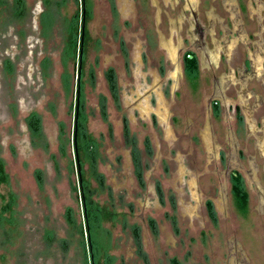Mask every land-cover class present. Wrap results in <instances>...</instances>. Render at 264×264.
<instances>
[{
    "label": "rangeland",
    "instance_id": "374dc122",
    "mask_svg": "<svg viewBox=\"0 0 264 264\" xmlns=\"http://www.w3.org/2000/svg\"><path fill=\"white\" fill-rule=\"evenodd\" d=\"M177 1L179 6L184 2L0 0V65L5 70H0V163L6 176L0 185V264H90L89 257L93 264H169L172 257L178 264H210V245L221 247L223 255V240L230 236L238 238L251 264H264V219H255L258 214L253 207L258 194L251 195L247 212L236 211L230 198V202L221 199L223 191L229 195L222 173L236 164L227 146L219 148L217 159L209 158L200 134L209 119L213 136L220 144L224 141L225 107L218 108L212 99L211 108L207 107L205 100L214 93L213 80L222 71L228 74V67H237L240 58L235 52L228 54L230 44L222 55L216 51L209 54V61L200 58V76L193 78L192 85L182 52L170 61L163 47V40L172 38L176 46L181 38L179 28L169 22L180 14L175 9ZM237 1L244 6L241 17L246 20L247 38L257 27L248 20L247 0ZM237 1L228 9H236ZM20 2L24 15L17 18ZM207 2L200 0L197 6L204 25ZM222 3L217 0L213 14L208 15L215 26L204 31L206 49H213L211 39L221 43V30L231 24L232 15ZM83 19L86 38L81 49ZM181 23L187 46L189 22ZM261 24L264 28V21ZM246 38L237 49L247 47ZM5 58L14 65V74L3 63ZM110 70L116 101L106 83ZM79 82L83 117L77 128L78 159L72 138ZM237 88L228 86L225 95L235 97ZM246 89L264 95V73ZM156 91L168 102L167 111L151 112L156 108ZM248 102L252 105V98ZM239 109L229 108L227 114L242 124L246 117ZM262 110L258 114L264 115ZM29 113L34 115L31 120L38 121V131L27 128ZM123 116L130 128L122 122ZM259 122L256 118L255 125H250L255 132L249 139L262 136L256 130ZM124 126L132 146L124 139ZM137 164L143 170L142 184L135 176ZM79 173L86 197L94 208L107 213L101 220H89L91 233L84 225ZM190 190L197 200L191 218L183 208ZM147 195L155 198L152 203ZM207 200L213 205L211 220Z\"/></svg>",
    "mask_w": 264,
    "mask_h": 264
},
{
    "label": "flooded vegetation",
    "instance_id": "af4514ba",
    "mask_svg": "<svg viewBox=\"0 0 264 264\" xmlns=\"http://www.w3.org/2000/svg\"><path fill=\"white\" fill-rule=\"evenodd\" d=\"M155 1V0H153ZM183 4L179 6L177 1V5L175 7L176 10L180 12L178 14L177 19H171L169 18L170 25L173 27H177L178 33L177 35H180V39L178 38V45H174L171 41V39L164 41L163 47L165 48L167 58L172 61L175 58V53L179 54V52H182V64L183 67L186 69L190 76H192V85L194 84V77H199V62L198 60L200 58H206L208 61L210 60V55H213L214 52L220 51L221 55L227 52L226 49L228 47L226 44H230V49H228L230 56L236 55L238 58L235 62V68H229L226 70L228 71V74H225L224 71L221 72L220 76L216 77V80H213L214 84V93L211 97L207 98L205 100L207 107H210L209 101L212 99V102L214 105H216L218 108L220 106L225 107V113L224 118L227 122V129L225 130V137L224 141H220L221 144L218 142L217 137L213 136L211 126L209 124V119L205 123L204 128L200 132L201 134V139H202V144L205 148V152L207 153V156L209 158H214L217 159V151L219 148L221 149L222 146H227L230 149V154L229 157L230 159L235 162V167L230 168L227 167L226 172L222 173V176L224 179H226L227 184L229 186V195L225 194L223 191L222 194L224 195L221 197V199L225 202H230L229 198L231 199V202L233 204V207L236 211L238 212H247L248 209H250V203H251V195L254 196V191L257 192V197L254 198V208L258 214V217L255 219H264V163H260L259 160H264V152L262 147H264V115L258 114V110H262L264 108V95L262 93L258 92L255 94L253 91H250L247 88V85H249L250 82L257 83L260 80V76L264 73V38L262 34L264 33V28H262L261 22L264 21V0H247V9H248V15L250 16L248 20L252 23H254V26L257 27V30H253L251 33L250 37L245 36V33L243 32L246 24V20H243L241 15L243 16V8L241 4L239 5L237 1V7L234 6L236 9H233V2L235 3V0H222L223 5L226 11L228 13L230 12V22L231 24L229 26L225 25L224 30H221L220 33V42L218 43V40L215 42L213 39H211V44L213 46V49H206L207 47V42L205 41V33L204 31H211V29L214 28L215 23L213 22L214 19H211L208 17V15L213 14V10L215 9L214 6L216 5L217 0H207V7L204 11V14L207 20H205V25L203 20L200 18V14L197 10V6L200 3V0H183ZM206 1V0H205ZM221 1V0H220ZM166 2V0H164ZM21 3V2H20ZM230 9H228L230 6ZM22 8L18 11V15L16 16L17 18H21L24 15V7L21 3ZM165 6L167 7V3H165ZM209 10L207 13L206 11ZM189 12V16L187 15ZM211 12V13H210ZM246 13V11H245ZM160 14V11L158 10L157 12V18ZM255 18V20L253 19ZM235 19H237L238 24H236ZM188 21L189 26H188V31L185 32V40L186 43H188L187 46H185V41L184 37L182 35V23L183 21ZM178 21V23H177ZM222 21L220 22V24ZM202 26H205V29H203ZM246 38V40L243 42L245 46H247L245 49L238 48L239 42L242 41V39ZM85 38H86V33H85V22L84 19L81 22L80 26V40H79V46L81 49L84 47L85 43ZM254 38H258V40H254ZM217 43L218 46L215 44ZM223 43V44H222ZM184 46V47H183ZM218 47V50L217 48ZM226 46V48H225ZM7 49V48H6ZM236 50V51H235ZM208 51V52H207ZM219 52V53H220ZM201 54V55H200ZM232 54V55H231ZM6 60L3 62L4 64H7V69L10 71V74H14V65L12 62L9 60V58H5ZM3 61V60H2ZM192 62V65L190 64ZM81 56L78 61V66L80 69L81 65ZM1 64V63H0ZM9 65L11 67H9ZM191 65V66H190ZM138 68V73L140 69V65ZM0 70L2 73H4V69H1L0 65ZM141 70V69H140ZM176 74H173L174 76V83L177 81V74L179 72V68L176 67L175 69ZM213 78L217 73L215 71L212 72ZM176 75V76H175ZM110 76L112 77V80L110 79ZM106 83L108 87L109 94L112 98L113 101L117 100V95H116V83H115V78L113 75V72L110 70L106 74ZM22 78L18 76V80ZM255 79V80H254ZM64 81H67V78H64ZM111 81H113L111 88ZM228 86H233L238 88L235 90V97H229L226 94V90L228 89ZM246 87V88H245ZM264 92V89H263ZM157 93V97H156ZM252 98V105H249V100ZM155 100H156V108L153 111H167V101L164 99L163 95L161 92L159 93L158 91L155 92ZM254 100V101H253ZM80 101H81V84L80 82L75 88V105H74V118L76 120L75 123V133L73 135V144L75 146V154L76 157L79 159V146H78V123L80 117L82 118V113H81V106H80ZM239 101V102H238ZM204 103V102H203ZM209 104V105H208ZM240 106V109L238 108ZM231 110L237 111L239 109V112L245 113V120H241L242 124L234 122V118L227 114L229 108ZM264 112V109L262 110ZM257 114V116H256ZM34 117L33 113H29L26 117V123L27 128H31V130H37L38 129V121L36 122L35 119L31 120ZM233 118V119H232ZM258 118L260 121V127L257 128L256 130H259L261 132L262 136H256L252 139H249V135L251 134L250 130V125L252 127L255 125V119ZM236 119V117H235ZM122 122L127 123V128H130L128 118L126 116H123ZM232 122V123H231ZM245 122V123H244ZM232 125V126H231ZM235 125V126H233ZM244 126V129L242 126ZM229 126V127H228ZM124 126L123 129V134H124V139L127 140V144L132 146V138L129 135L128 129ZM261 128V129H260ZM244 130H245V136H244ZM38 131V130H37ZM37 131L35 133H37ZM255 132V129L252 131ZM34 134V132L32 131ZM203 134V135H202ZM241 134L244 137V142L241 140ZM254 134V133H253ZM205 135V137H204ZM248 135V136H247ZM86 137V136H85ZM240 138V141H239ZM86 140L89 138H85ZM90 141V140H89ZM243 142V143H242ZM127 144H124L127 148ZM241 145V147H239ZM130 146V154L134 153L132 152L133 148ZM129 149V148H128ZM210 150V151H209ZM239 150V151H238ZM250 151V152H249ZM239 152V153H238ZM238 153V155L236 154ZM243 156V158L246 163L242 161L241 158H238V156ZM94 157V154L91 155V159ZM80 161V160H79ZM2 165V163H0ZM133 165H134V158H133ZM133 167V166H132ZM140 167V169L138 168ZM137 170L138 173L135 175V166H134V175L137 177L138 181L140 184H142V167L141 164L140 166L137 164ZM3 169V165H2ZM78 169L80 170V165H78ZM4 174V169L2 170ZM5 176V174H4ZM6 182V176H5V181L3 183H0V185H4ZM83 176L81 173L78 174V192L80 194V199L82 200L81 206L83 210V218L85 220L84 225L85 229H87L88 233L90 232V225H89V220L96 215H98V219L101 220L103 216H105L107 213L105 211H101L98 208L93 207V202L85 197V186L83 184ZM239 186L242 191L246 194V207L243 211H240L236 205V201L234 198V187ZM251 185H254V188L251 187ZM140 186V185H139ZM148 196V201L152 203L154 201L153 196ZM147 196H146V202H147ZM197 200H196V195L192 190L188 192V203L183 204V208H186L187 215H190V218L192 215L195 213L194 208L196 207ZM91 208L93 210H91ZM205 208L209 209V214H207V217L209 220L213 218V205L212 201L207 200L205 202ZM96 212V214H95ZM98 212V213H97ZM97 218V217H96ZM256 220V221H257ZM87 235V234H86ZM233 235V234H232ZM88 237V236H87ZM234 237V236H230ZM229 237V238H230ZM262 237V251H263V256H264V233L261 234ZM229 238H224L223 240V251L224 254L221 255L219 252V249L221 247L216 246L213 248L210 245V250L209 251V263L210 264H216V262H219L220 264H251L246 252L244 251L240 241L238 238L236 239L235 237L232 239ZM220 241V240H219ZM90 256V255H89ZM177 258L172 257L169 259V264H178V261L176 260ZM90 264H93L92 260H90ZM145 264V263H144Z\"/></svg>",
    "mask_w": 264,
    "mask_h": 264
},
{
    "label": "trees",
    "instance_id": "16d2710c",
    "mask_svg": "<svg viewBox=\"0 0 264 264\" xmlns=\"http://www.w3.org/2000/svg\"><path fill=\"white\" fill-rule=\"evenodd\" d=\"M190 64L192 65V62ZM110 79L112 80L111 76H110ZM112 82L113 81H111V88H113V86H112L113 83ZM2 170H3L2 169V165L0 164V183H3L5 181V176H4ZM234 198H235L236 205H237L238 209L240 211H243L245 209V207H246V194L237 185L234 187ZM91 210H93V209L91 208ZM96 217L98 218V215H96Z\"/></svg>",
    "mask_w": 264,
    "mask_h": 264
},
{
    "label": "bare ground",
    "instance_id": "6f19581e",
    "mask_svg": "<svg viewBox=\"0 0 264 264\" xmlns=\"http://www.w3.org/2000/svg\"><path fill=\"white\" fill-rule=\"evenodd\" d=\"M203 135V134H202ZM204 137H205V135H204Z\"/></svg>",
    "mask_w": 264,
    "mask_h": 264
}]
</instances>
